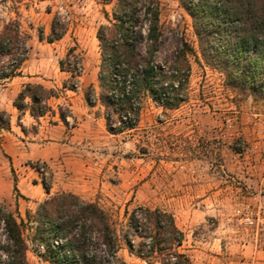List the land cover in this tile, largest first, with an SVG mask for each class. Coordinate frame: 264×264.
Instances as JSON below:
<instances>
[{"label": "rangeland", "instance_id": "obj_1", "mask_svg": "<svg viewBox=\"0 0 264 264\" xmlns=\"http://www.w3.org/2000/svg\"><path fill=\"white\" fill-rule=\"evenodd\" d=\"M159 2L158 65L173 64L183 43L193 49L185 100L169 109L147 95L137 127L112 133L106 108L98 99L90 106L85 95L90 86L99 91L97 34L109 23L106 13L112 15L114 2L0 0V32L17 20L28 35L23 76L59 90L50 100L52 110L25 124V112H12L25 78L0 82V203L24 219L27 264H53L35 238L34 216L49 196L32 166L37 161L49 167L51 194L70 191L97 203L119 229L126 208L172 213L185 235L180 250L192 264H264V99L227 85L224 65L204 56L180 0ZM56 16L67 31L49 42ZM72 47L83 66L75 90L63 88L71 74L60 68ZM139 51L145 52L144 42ZM0 240H6L1 225ZM118 254L125 264H147L125 245ZM6 256L0 249V264Z\"/></svg>", "mask_w": 264, "mask_h": 264}, {"label": "trees", "instance_id": "obj_2", "mask_svg": "<svg viewBox=\"0 0 264 264\" xmlns=\"http://www.w3.org/2000/svg\"><path fill=\"white\" fill-rule=\"evenodd\" d=\"M112 1V15L106 13L109 23L101 25L97 34L101 55L99 91L90 86L85 96L90 106L97 99L101 102L107 110L108 129L120 133L137 127L147 95L165 108L179 107L185 100L191 70L187 55L193 49L183 43L173 64L168 68L158 65L162 35L159 0ZM180 2L192 16L204 56L224 65L227 85L249 89L264 99V0ZM66 31L56 16L47 39L58 40ZM39 36L43 39V32ZM140 42L145 43L144 53L139 51ZM74 50L70 48L66 58L60 60L61 70L71 74L63 83L64 89L75 90L82 74L81 60ZM28 53V35L17 20H10L0 32V82L21 75ZM58 97L57 88L27 82L13 104L19 112L28 110L38 120L52 110L50 100ZM59 115L68 123L63 111ZM1 117L0 127H5ZM32 166L49 195L34 216L35 238L46 245V256L53 264H125L118 254L122 245L147 264H192L180 250L185 235L172 213L143 205L126 208V223L119 229L97 203L70 191L51 194L47 163L37 161ZM24 223L0 203V225L6 236L4 242L0 240V249L7 254L2 264H27Z\"/></svg>", "mask_w": 264, "mask_h": 264}, {"label": "crops", "instance_id": "obj_3", "mask_svg": "<svg viewBox=\"0 0 264 264\" xmlns=\"http://www.w3.org/2000/svg\"><path fill=\"white\" fill-rule=\"evenodd\" d=\"M22 68L23 67H21V75H18V76H15V77H13L10 81H11V83L13 82V81H15V79L17 78V77H19V78H25V82L24 83H27V82H31L32 81V79L34 78V77H32V76H23V70H22ZM14 109L12 110V112H14L15 110L17 111V108L16 107H13ZM46 115H44V116H41L40 118L42 119L43 117H45ZM24 119H26L27 121L26 122H24L25 124H27V123H29L31 120H36L31 114H30V112L27 110V111H25V113H24Z\"/></svg>", "mask_w": 264, "mask_h": 264}]
</instances>
